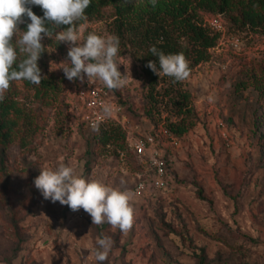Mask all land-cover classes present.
<instances>
[{"label": "rangeland", "instance_id": "1", "mask_svg": "<svg viewBox=\"0 0 264 264\" xmlns=\"http://www.w3.org/2000/svg\"><path fill=\"white\" fill-rule=\"evenodd\" d=\"M150 1L128 5L140 10ZM200 16L204 23L220 18L224 31L210 58L181 81L197 122L175 141L160 138L169 185L141 194L135 192L140 167L127 142L102 146L98 131L71 119L67 100L75 81L59 68L69 45L44 37L38 66L49 85L13 81L5 93L19 100L24 114L11 144H0V264H100L95 250L102 235L114 242L103 264H199V256L205 264H264V28L239 29L222 14ZM119 24L116 7L108 4L88 19L84 35L119 37V71L127 68L130 79L113 92L136 139L174 117L164 108L150 114L133 35L122 34ZM234 34L242 38L239 49L228 42ZM242 80L248 87L237 91ZM61 156L78 175L133 194L127 233L92 225L83 209L73 212L43 198L34 179L42 168L54 169Z\"/></svg>", "mask_w": 264, "mask_h": 264}, {"label": "clouds", "instance_id": "2", "mask_svg": "<svg viewBox=\"0 0 264 264\" xmlns=\"http://www.w3.org/2000/svg\"><path fill=\"white\" fill-rule=\"evenodd\" d=\"M151 2L154 7L156 0ZM90 4L91 0H0V101L4 100L11 82L23 80L39 86L46 78L38 66L45 51L42 44L45 36L69 45L67 59L59 64L69 81L78 79L83 83L86 76L89 84L101 82L109 90L127 86L129 70L125 68L122 74L117 60L119 37L95 32L84 35L88 28L86 9ZM31 6H39L43 17L37 16ZM25 18L30 22L27 30L21 31L19 25L26 22ZM62 26L66 27L62 29ZM149 52L158 57L159 68L151 60L145 66L159 77H172L176 82L190 77V62L183 52L165 54L155 45ZM112 115V106L104 104L100 119ZM91 127L98 131V122L93 121ZM34 186L45 200L67 205L73 212L83 209L90 215L92 225L107 223L122 233L133 226L134 209L130 203L133 194L78 175L72 166L64 163L63 156L54 169H41ZM96 243L95 259L103 264L114 242L102 235Z\"/></svg>", "mask_w": 264, "mask_h": 264}, {"label": "trees", "instance_id": "3", "mask_svg": "<svg viewBox=\"0 0 264 264\" xmlns=\"http://www.w3.org/2000/svg\"><path fill=\"white\" fill-rule=\"evenodd\" d=\"M130 1L91 0L86 15L90 19L108 4L116 7L122 34L128 32L133 35L131 41L137 48V57L147 81V97L152 105L149 112L152 114L154 109L161 113L162 108L169 110L174 118H167L164 128L178 139L197 122L191 94L183 88L182 82L165 75L159 77L145 66L151 60L159 68L158 57L151 55L149 48L155 45L165 54L183 52L190 62V69L194 68L210 58V49L219 40V34L203 22L200 11L225 15L239 29H259L264 28V0H157L154 7L150 1L140 10H133L128 5ZM31 7L37 16L43 17L39 6ZM25 20L24 24L19 25L23 31L27 30V23L30 22L27 18ZM22 82L26 87H37L28 81ZM46 85L49 82L45 78L39 86ZM247 87L248 82L242 80L236 90L243 91ZM23 114V107L13 95H5L4 100L0 101V144L4 148L14 140L16 127ZM98 132V143L102 146H108L120 138L126 141L125 131L119 125H101ZM199 264H205L203 256H199Z\"/></svg>", "mask_w": 264, "mask_h": 264}, {"label": "built area", "instance_id": "4", "mask_svg": "<svg viewBox=\"0 0 264 264\" xmlns=\"http://www.w3.org/2000/svg\"><path fill=\"white\" fill-rule=\"evenodd\" d=\"M205 25L218 34L224 31L220 18H213L205 22ZM228 42L234 49H239L242 45V38L234 34L229 36ZM72 92L67 103L73 121L91 129L93 121H97L99 126L115 124L121 126L126 132V142L133 151L140 167L135 192L141 194L147 190L165 189L171 178L169 173L170 163L164 151L166 141H161L160 138L168 137L172 141H175L176 138L163 127L162 130H152L146 136L133 138L130 129L126 127L128 119L123 105L113 90L107 89L101 82L89 84L85 76L83 83L78 79L75 81ZM106 103L112 106L113 115L110 118L101 120L102 108Z\"/></svg>", "mask_w": 264, "mask_h": 264}]
</instances>
